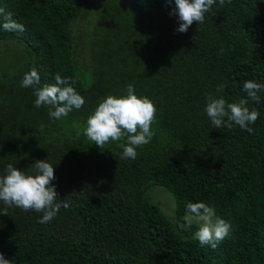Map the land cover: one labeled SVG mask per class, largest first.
Segmentation results:
<instances>
[{
	"label": "trees",
	"instance_id": "1",
	"mask_svg": "<svg viewBox=\"0 0 264 264\" xmlns=\"http://www.w3.org/2000/svg\"><path fill=\"white\" fill-rule=\"evenodd\" d=\"M174 8V0H0L25 28L0 27V43L19 59L0 75V176L9 163L31 174L47 161L57 201L71 202L47 224L15 207L0 215V254L12 264H264V92L248 104L260 113L253 134L214 129L204 112L205 94L238 102L245 81L264 84V0L217 3L186 33L176 31ZM32 69L39 87L56 73L75 78L84 106L51 119L34 106V89L20 87ZM129 83L157 109L155 136L135 160L121 159L124 141L99 148L83 135L99 102ZM154 186L172 194L175 221L152 202ZM189 202L232 225L217 249L199 245L198 225L177 227Z\"/></svg>",
	"mask_w": 264,
	"mask_h": 264
},
{
	"label": "clouds",
	"instance_id": "2",
	"mask_svg": "<svg viewBox=\"0 0 264 264\" xmlns=\"http://www.w3.org/2000/svg\"><path fill=\"white\" fill-rule=\"evenodd\" d=\"M171 4L172 0H168ZM232 0H174L175 8L169 13L178 18L179 33H186L189 27L196 22L201 25L205 22V14L211 12L212 7L218 3L223 8L225 4H231ZM215 15V13H212ZM2 23L0 27L6 32L23 33L25 28L13 19L11 12L4 13L0 9ZM223 52V49H221ZM54 84H41V77L35 69L24 74L20 87L23 89L33 88L36 97L34 106L39 109L44 106L49 109L51 119L60 120L68 116L74 110H80L85 100L74 85L75 78L54 74ZM225 85L218 86L222 90ZM124 95H108L99 102L98 106L89 115L83 128V135L99 148H103L109 142L124 141L121 159L135 160L137 148L149 144L155 132L152 124L156 120V106L148 97H138L135 87L129 83ZM242 91L246 99L238 102H227L224 98H215L205 94L206 106L204 112L214 129H233L238 126L241 130L253 134L254 125L260 113L248 107L249 101L259 103L260 93L264 92V84L254 80L245 81ZM32 173L25 174L9 163L6 166V175L0 176V202L5 207L0 210V215L8 216V208H19L24 212L34 211L41 213L38 220L40 224L50 223L61 208L67 210L70 201H57L58 194L55 185L51 182L55 179L54 167L47 161H37L31 167ZM183 223L177 227L181 231L188 230L193 223L200 226L194 234V238L201 247H209L212 250L218 248L232 230L230 222L220 218L214 207L203 202L187 203ZM0 264H12L0 254Z\"/></svg>",
	"mask_w": 264,
	"mask_h": 264
},
{
	"label": "rangeland",
	"instance_id": "3",
	"mask_svg": "<svg viewBox=\"0 0 264 264\" xmlns=\"http://www.w3.org/2000/svg\"><path fill=\"white\" fill-rule=\"evenodd\" d=\"M83 23L79 26V30L83 29ZM82 39L78 37V43ZM15 51L13 46H4L0 43V75L6 71H14L19 59L15 54L11 55L10 50ZM149 195L153 203L159 206L164 215L170 220L175 221V200L170 192L160 186H154L150 189ZM200 226L198 223H193Z\"/></svg>",
	"mask_w": 264,
	"mask_h": 264
}]
</instances>
